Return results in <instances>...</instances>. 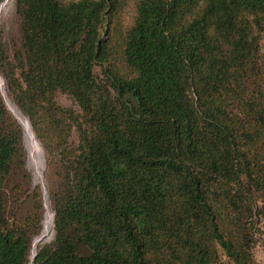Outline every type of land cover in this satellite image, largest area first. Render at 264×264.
Instances as JSON below:
<instances>
[{"label": "trees", "instance_id": "1", "mask_svg": "<svg viewBox=\"0 0 264 264\" xmlns=\"http://www.w3.org/2000/svg\"><path fill=\"white\" fill-rule=\"evenodd\" d=\"M14 1L21 40L13 60L0 46L5 93L38 142L62 146L66 168L49 193L53 239L32 264H212L220 250L256 264L264 0H139L120 41L110 24L124 0ZM116 46L128 71L105 65ZM22 135L0 88V264H30L41 232V204L25 224L7 212Z\"/></svg>", "mask_w": 264, "mask_h": 264}, {"label": "rangeland", "instance_id": "2", "mask_svg": "<svg viewBox=\"0 0 264 264\" xmlns=\"http://www.w3.org/2000/svg\"><path fill=\"white\" fill-rule=\"evenodd\" d=\"M3 0L0 1V4ZM62 2H70L75 0H61ZM139 0H124L121 8L114 17V22L110 24L111 32L115 30L114 41H120V37L126 32V30L133 24L136 17V6ZM21 40L20 20L16 13V5L14 0H10L9 5L3 11L0 16V46L4 48L5 52L11 60L17 54ZM260 53L262 59H264V35H262L260 41ZM115 64L122 68L124 71H128L125 63L122 60L120 54V48L116 46L112 50L109 62L105 65ZM101 66L96 65L94 67V74L97 78H103ZM56 102L63 107H70L75 113H80L77 104L72 98L66 94L57 92L55 95ZM43 154V169L42 179L43 182L38 180L34 182L33 172L27 166V150L24 144V135L21 140V158L18 157L14 165V168L7 180V212L12 223L25 224L27 219L37 210L41 204L42 219L40 223V231L42 229V222L44 218L45 208L43 205V193L41 185L45 186L48 192V201L52 209V198L50 192L58 190L61 183L64 182L66 174L65 162L61 154L62 146L57 144V140L51 136H46L44 144H41ZM68 146L74 148L78 145V133L75 129L71 131L68 137ZM39 194V197H38ZM53 211V210H52ZM259 230L253 235V247L252 253L256 264H264V216L258 225ZM39 231V232H40ZM53 233L50 237L43 242L47 243L53 239ZM42 245V244H41ZM220 250V249H219ZM220 258L212 264H232L228 257L219 251Z\"/></svg>", "mask_w": 264, "mask_h": 264}, {"label": "bare ground", "instance_id": "3", "mask_svg": "<svg viewBox=\"0 0 264 264\" xmlns=\"http://www.w3.org/2000/svg\"><path fill=\"white\" fill-rule=\"evenodd\" d=\"M10 0H3L0 4V16L3 13V11L7 8L9 5ZM2 80L0 79V82ZM7 104L8 107L15 112H18V108L11 102V100L7 97ZM21 117V120L24 125V144L27 150V166L29 169L33 172V178L34 182H37L42 179V169H43V154H42V148L35 138L32 129L30 127L28 119L23 116L22 114H19ZM45 201V214L42 222V229L38 236H36L33 239L32 247L30 250V258L33 260V257L35 255L36 249H38V245L43 243L45 240H47L50 235L53 233V213L50 208V204L48 201V198H44ZM32 264V262H30Z\"/></svg>", "mask_w": 264, "mask_h": 264}, {"label": "water", "instance_id": "4", "mask_svg": "<svg viewBox=\"0 0 264 264\" xmlns=\"http://www.w3.org/2000/svg\"><path fill=\"white\" fill-rule=\"evenodd\" d=\"M0 79L2 80V81L0 82V88H1L2 94H3L4 98H5V102H6V104H7V99H6V98H7V95H6V93H5L4 82H3V79L1 78V76H0ZM7 106H8V104H7ZM8 108H9V107H8ZM9 109H10V108H9ZM10 110L12 111V113L14 114V116L18 119V121L20 122V124L23 126V129H24L23 122H22L21 117H20V115H19V114H22V113L19 111V109H18V112H19V113L15 112V111L12 110V109H10ZM22 115H23V114H22ZM23 116H24V115H23ZM41 182H43V179H41ZM35 183H36V182H35ZM41 188H42L43 198H48V192H47L45 186L43 185V183H42V185H41ZM34 257H35V255H34ZM34 257H33V260H34ZM33 260H32V263H33Z\"/></svg>", "mask_w": 264, "mask_h": 264}]
</instances>
